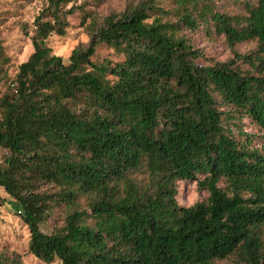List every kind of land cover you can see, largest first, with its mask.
Wrapping results in <instances>:
<instances>
[{
	"label": "trees",
	"instance_id": "16d2710c",
	"mask_svg": "<svg viewBox=\"0 0 264 264\" xmlns=\"http://www.w3.org/2000/svg\"><path fill=\"white\" fill-rule=\"evenodd\" d=\"M74 1L47 0L12 78L0 45V188L18 205L29 252L61 264H264V0L236 15L213 0H173L174 22L148 21L167 14L157 0L129 4L65 62L46 39L65 35ZM208 22L230 46L254 40V52L198 64L201 52L179 32ZM100 43L123 60L92 61ZM235 114L260 128L259 147L232 134ZM141 168L145 186L126 177ZM188 180L207 197L185 207L176 183ZM61 203L62 225L43 231ZM0 264L22 261L12 252Z\"/></svg>",
	"mask_w": 264,
	"mask_h": 264
},
{
	"label": "rangeland",
	"instance_id": "374dc122",
	"mask_svg": "<svg viewBox=\"0 0 264 264\" xmlns=\"http://www.w3.org/2000/svg\"><path fill=\"white\" fill-rule=\"evenodd\" d=\"M145 0H75L73 4L76 9L68 16V27L63 36L52 34L46 39L47 46L55 55L61 56L67 62L72 49L77 45H86L90 38V33L95 26L103 21L104 17L112 12L120 13L129 4H140ZM254 0H213L212 7L215 11L228 15L244 13V2ZM47 0H0V45L9 61L5 65L8 76L12 78L17 71L18 65L25 61L33 51L31 44L32 22L35 17L46 6ZM156 6L167 11L163 15L156 11H151L148 21L156 16H161L162 20L174 22L178 18L176 4L173 0H157ZM194 48L201 52V57L196 61L198 64H214L224 62L233 58V53L241 55L252 54L256 48L254 40H246L230 46L223 34L214 31L211 23L201 24L196 29L182 27L179 32ZM94 62H101L109 59L112 62L123 60V55L116 52L105 43L96 46L95 54L91 58ZM237 66L243 70H250L247 62L239 60ZM7 85L0 83V96L6 91ZM237 137H244V134L252 136V145H261V130L248 117L235 114L233 123L227 124ZM6 151L0 148V161H3ZM127 178L134 180L141 186L148 184L146 170L141 168L130 171ZM219 186L225 184L221 180ZM176 200L181 206H192L194 203L203 201L207 197L204 189L198 188L193 180L179 181L176 183ZM54 189H51L53 191ZM85 198L82 197L79 204L86 207ZM69 208L64 203L56 205L49 218L42 224L41 228L45 232H51L59 228L68 213ZM18 212V205L14 203L0 188V255L17 253L22 264H61L59 260L51 263H44L28 250L29 230L21 220ZM211 264H239L235 256L213 261Z\"/></svg>",
	"mask_w": 264,
	"mask_h": 264
}]
</instances>
